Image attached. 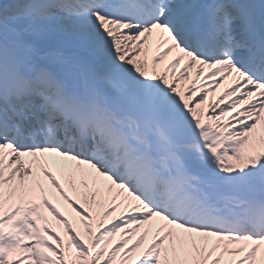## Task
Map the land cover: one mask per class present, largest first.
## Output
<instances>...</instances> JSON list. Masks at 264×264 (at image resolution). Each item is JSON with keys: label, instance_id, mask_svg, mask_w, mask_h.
Wrapping results in <instances>:
<instances>
[{"label": "snow or ice", "instance_id": "6c2138e0", "mask_svg": "<svg viewBox=\"0 0 264 264\" xmlns=\"http://www.w3.org/2000/svg\"><path fill=\"white\" fill-rule=\"evenodd\" d=\"M0 264H264V0H0Z\"/></svg>", "mask_w": 264, "mask_h": 264}, {"label": "bare ground", "instance_id": "6f19581e", "mask_svg": "<svg viewBox=\"0 0 264 264\" xmlns=\"http://www.w3.org/2000/svg\"><path fill=\"white\" fill-rule=\"evenodd\" d=\"M193 74H194V72H193ZM185 84H187V82H185ZM220 91H223V89H221Z\"/></svg>", "mask_w": 264, "mask_h": 264}, {"label": "rangeland", "instance_id": "374dc122", "mask_svg": "<svg viewBox=\"0 0 264 264\" xmlns=\"http://www.w3.org/2000/svg\"><path fill=\"white\" fill-rule=\"evenodd\" d=\"M219 93H217V95H218Z\"/></svg>", "mask_w": 264, "mask_h": 264}]
</instances>
